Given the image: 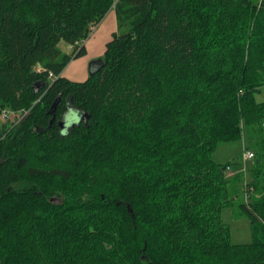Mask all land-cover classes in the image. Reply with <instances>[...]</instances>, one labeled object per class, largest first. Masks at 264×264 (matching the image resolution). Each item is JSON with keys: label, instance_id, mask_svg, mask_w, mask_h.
Segmentation results:
<instances>
[{"label": "trees", "instance_id": "obj_1", "mask_svg": "<svg viewBox=\"0 0 264 264\" xmlns=\"http://www.w3.org/2000/svg\"><path fill=\"white\" fill-rule=\"evenodd\" d=\"M111 8L102 64L63 76ZM263 91L264 0H0V264H264ZM244 138L247 182L213 158Z\"/></svg>", "mask_w": 264, "mask_h": 264}, {"label": "rangeland", "instance_id": "obj_2", "mask_svg": "<svg viewBox=\"0 0 264 264\" xmlns=\"http://www.w3.org/2000/svg\"><path fill=\"white\" fill-rule=\"evenodd\" d=\"M124 31V30H123ZM63 51H69V47L64 42L60 43ZM259 100H264V91L258 95ZM79 113V112H78ZM15 120V119H14ZM13 121V120H12ZM4 122L0 118V131L3 129ZM247 145L246 138L232 142H222L213 152V158L217 161H238ZM252 160H249L247 166H251ZM246 182L249 181V172L245 175ZM244 195L240 193L233 199V202L222 209V221L230 229V237L233 243H250L254 240L253 227L250 219L242 212L239 203L243 202Z\"/></svg>", "mask_w": 264, "mask_h": 264}, {"label": "crops", "instance_id": "obj_3", "mask_svg": "<svg viewBox=\"0 0 264 264\" xmlns=\"http://www.w3.org/2000/svg\"><path fill=\"white\" fill-rule=\"evenodd\" d=\"M119 31L116 10L111 8L103 20L94 27L90 37L83 42L86 52L72 59L62 75L76 81L86 80L103 60L106 45Z\"/></svg>", "mask_w": 264, "mask_h": 264}, {"label": "built area", "instance_id": "obj_4", "mask_svg": "<svg viewBox=\"0 0 264 264\" xmlns=\"http://www.w3.org/2000/svg\"><path fill=\"white\" fill-rule=\"evenodd\" d=\"M13 111L10 110L9 108H5L0 104V118L3 120H8L12 116ZM254 158V153L250 149H244L242 155H241V160H242V171H244L245 175L248 172V166L247 163L249 160H252ZM227 170L230 171L232 174V170L230 166L227 167ZM249 198V193L245 194V199L248 200Z\"/></svg>", "mask_w": 264, "mask_h": 264}, {"label": "clouds", "instance_id": "obj_5", "mask_svg": "<svg viewBox=\"0 0 264 264\" xmlns=\"http://www.w3.org/2000/svg\"><path fill=\"white\" fill-rule=\"evenodd\" d=\"M34 70L39 72L41 71V65L39 62L34 66ZM81 119V115L78 113V111L69 109L68 113L66 114V126L61 131L63 133L67 132V126L71 125L73 122H79Z\"/></svg>", "mask_w": 264, "mask_h": 264}, {"label": "water", "instance_id": "obj_6", "mask_svg": "<svg viewBox=\"0 0 264 264\" xmlns=\"http://www.w3.org/2000/svg\"><path fill=\"white\" fill-rule=\"evenodd\" d=\"M102 62H103V60H101V63L98 65V67L102 64ZM98 67H97V68H98ZM97 68H96V69H97ZM92 72H93V71H92ZM92 72H91V73H92ZM60 123H61V126H62V127L65 126V120H62ZM130 210H131V209H130ZM131 211H132V210H131Z\"/></svg>", "mask_w": 264, "mask_h": 264}]
</instances>
